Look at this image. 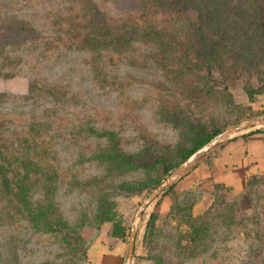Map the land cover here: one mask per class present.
I'll return each mask as SVG.
<instances>
[{
    "label": "rangeland",
    "instance_id": "374dc122",
    "mask_svg": "<svg viewBox=\"0 0 264 264\" xmlns=\"http://www.w3.org/2000/svg\"><path fill=\"white\" fill-rule=\"evenodd\" d=\"M153 2L0 0L62 50L37 65L44 47L27 48L20 74L0 77V162L11 158L0 264H127L133 231L130 264H264V171L239 189L216 167L222 145L264 133L247 127L264 121V11L215 27L226 54L210 73L182 58L195 55L192 22ZM93 17L130 43L84 45ZM215 129L220 140L176 174L197 133Z\"/></svg>",
    "mask_w": 264,
    "mask_h": 264
},
{
    "label": "trees",
    "instance_id": "16d2710c",
    "mask_svg": "<svg viewBox=\"0 0 264 264\" xmlns=\"http://www.w3.org/2000/svg\"><path fill=\"white\" fill-rule=\"evenodd\" d=\"M154 6L160 10H170L176 14L185 16L191 24V46L195 52L193 57H190L186 52H182L184 61L196 71L207 70L212 73L216 66L223 61L226 51L223 43V35L215 32V27L218 24L221 26L229 20V14L236 12L248 13L250 10L264 11V0H152ZM264 17L262 18V20ZM96 22V23H95ZM219 26V27H220ZM92 29H98V32L88 34L83 39V44L88 47H98L105 38H108V43L111 45L122 46L130 43L129 39L123 35H111L105 26L99 27L97 17L91 20ZM95 30V29H94ZM102 36V37H101ZM115 38V39H114ZM42 29L33 24L25 22V19H19L18 16L12 12L0 14V77L11 78L20 74L19 66L31 60V54L27 48L44 47L43 51L35 54V64L41 63L45 57H51L59 54L62 50L54 47L49 42L43 43ZM58 49V50H57ZM55 50L56 52H54ZM53 51V52H52ZM57 53L56 56H59ZM6 65V72H2V68ZM20 69V70H19ZM224 75L223 73H221ZM226 77V76H225ZM38 80L31 81L32 88L37 87ZM247 92L252 94V88H247ZM220 129H215L210 133H204L203 130L197 133L192 147L183 155V159H188L200 148L208 144L213 138L220 134ZM262 132L260 129L244 134L247 135ZM4 151V150H3ZM3 151H0L3 153ZM5 153V151H4ZM6 154V153H5ZM3 162H0V173L2 174V182L8 186L10 177L7 174L8 162L11 158L4 157ZM156 165L163 176L169 175L172 166L166 160L159 159ZM26 167V166H25ZM147 167H152L149 165ZM158 209L154 210L149 220L148 226L156 219Z\"/></svg>",
    "mask_w": 264,
    "mask_h": 264
},
{
    "label": "crops",
    "instance_id": "0c3cea01",
    "mask_svg": "<svg viewBox=\"0 0 264 264\" xmlns=\"http://www.w3.org/2000/svg\"><path fill=\"white\" fill-rule=\"evenodd\" d=\"M216 167L221 181L243 188L249 175L264 171V133H253L222 145Z\"/></svg>",
    "mask_w": 264,
    "mask_h": 264
},
{
    "label": "water",
    "instance_id": "95a60500",
    "mask_svg": "<svg viewBox=\"0 0 264 264\" xmlns=\"http://www.w3.org/2000/svg\"><path fill=\"white\" fill-rule=\"evenodd\" d=\"M264 123V121H260L257 123H253L248 125L252 126V125H256V124H261ZM246 128V126H245ZM243 129V128H242ZM236 130H238V128H236ZM222 137V135H218L215 138H213L208 144H206L205 146H203L202 148H200L198 151H196L193 155H191L177 170L176 174L179 173L182 169L186 168L188 165H190L193 161H195L197 158H199L202 154H204L210 147H212L213 145H215L220 138ZM176 174H173L170 178H168L164 183H162L158 189H156V191L154 192V194H152V196L149 198V200L147 202H149L158 192H160L169 182H171L173 180V178L175 177ZM145 205H143L144 207ZM135 235L136 232L133 231L132 233V241H131V246H130V250H129V256H128V261L127 264H130V260L133 256V249H134V239H135Z\"/></svg>",
    "mask_w": 264,
    "mask_h": 264
}]
</instances>
